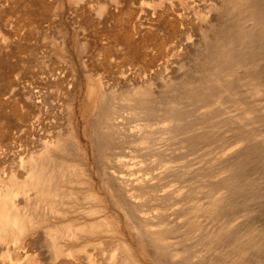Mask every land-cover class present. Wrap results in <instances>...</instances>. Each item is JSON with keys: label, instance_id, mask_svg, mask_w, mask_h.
Wrapping results in <instances>:
<instances>
[{"label": "rangeland", "instance_id": "1", "mask_svg": "<svg viewBox=\"0 0 264 264\" xmlns=\"http://www.w3.org/2000/svg\"><path fill=\"white\" fill-rule=\"evenodd\" d=\"M225 1L221 0V2H219V0H210L209 2V0H0V196H2L3 194L2 197L4 198V196H7L8 194L6 198L9 197L8 199L11 200L9 205L11 206L14 205V207H16L19 212H21V215L24 212L23 214L24 216L22 215L23 221L21 219L22 221L21 224L20 223L14 224L12 218L10 217L11 219L8 222V225L7 224L5 225L7 228H10V226H13L14 229L16 228L15 229L16 234H14L15 238L11 237L7 240L5 239L4 241L2 237L0 238V264H50L49 262L51 261H50V257H48L49 254L48 252L51 251L50 248H52L53 245L57 244L55 241L57 240L55 238L56 237L55 234L60 233L59 235H61L64 233V235H68V232L71 233L72 231L71 228L68 227L67 225L66 226L61 225L62 228H60V226L59 228L58 227L47 228L40 226L41 224L34 223L32 225L31 222L29 221L27 222V220L25 222L24 220L26 215L29 213L28 205L26 206L25 203L26 200L28 199L27 198L28 192L26 191L27 188L23 189L22 187V189H20L21 188L20 184L22 186L25 184L24 182H26L25 177L27 175L26 174L27 166L31 165L33 162L31 161L32 160L31 154H29L30 153L29 144L32 141V135L30 132L31 131L30 124L32 123L31 121L32 119L30 120V118H33L34 114H35V118L36 117L39 118V122H35V123L39 124L41 127L42 125L43 126L47 125L49 122L51 123V120L53 122H61L67 125V122L70 119V112L73 108V102L75 101V103H77V107H76L77 116L74 115V117L72 118L74 120L73 122L78 125V129H81V131L85 130L84 126L85 128L87 127V131L88 133L91 131L90 132L91 135L92 130L95 128L94 119L98 116L97 115L99 110L98 102L100 101L101 97L104 94L105 87H107L108 85H109L108 88H110V86L116 87L115 85L123 86V83L125 84V80H130V82L132 81L131 83H135V85L137 84L143 85V83L144 84L147 83L146 84L147 86L144 85V87L141 88L142 86L141 85L140 88L143 89L144 91L151 90L150 92L151 94L152 92L154 93L155 97H151V100H153L154 103H156V105L158 104L161 105V107L164 108V110H162L161 113H164L165 110L168 109L167 106L164 104L166 96L167 98L170 97L169 98L170 100L168 99L169 101H166L168 104L169 102L172 103V101L174 100L173 96L178 99V97L181 95L184 101L188 100L184 98L188 94L187 89L185 88L186 89L185 90L184 87H186V85L188 86V83L190 81H191L190 84L192 83L191 84L192 86H197L198 84H196V82L200 80L201 77L200 75L202 74L205 75L204 80L207 79L211 80L210 77L212 78V75L210 72L213 71L214 69L213 70L210 69L214 68V63L218 56V54L214 52V48L219 44H226V43L228 44L230 41H234L233 38H235L234 41L235 43L233 44L235 45V48L238 47L240 51H243V54H247V55L251 54L252 56L254 55L255 57L253 56V58H249L250 55L246 56L242 61H245L246 64L250 67L245 66L246 65L245 62L243 64L242 61L240 60L233 61V59L231 58L232 50L227 47L228 51H230L227 52L228 53L227 57L228 58L230 57L231 58L230 60H232V61L229 60L231 63L229 61L228 62L230 65H232L231 68L233 67L234 69L232 68L231 70L232 71L231 76H230V72L227 73L228 71L227 68H225L227 71L224 68H222L221 71L223 73L225 71V73L229 74L230 78H233V80L236 82H240L239 84L241 85L235 82L234 84L236 86L235 87L236 90L235 92L233 90V92H231L230 95L229 94L226 95L227 94L226 92H221L219 93L220 95L219 94L216 95L218 97L213 96L214 99L217 98L215 99L216 101L214 100L213 104H210L213 106L207 107V108H211L209 110L214 109L213 111L217 109L219 110V112H222V110L223 111L227 110V111L223 112V114L221 113L222 115L218 113V111L216 114L212 112L216 117L213 114L212 116L210 114L211 118L209 119V122H212L211 124L212 127L210 124H207V122L205 124L203 122L204 124L203 125L201 123V120H198L200 121L198 125V122L196 121L198 118L197 119L195 118L199 117L198 116L199 114L194 113L192 110L193 117L196 121L195 122L193 117L191 116L192 112L190 111V105H192L191 109L193 108L194 111L197 110V112H199L198 109L196 108L197 105L188 103L189 107L184 104L185 105L184 109H188V113L185 110H182L183 112H180L181 115L183 114L181 117L182 119L177 120L178 124L179 121L180 124L182 122L181 124L182 129L184 127L186 129L185 125L187 121L185 122L184 120H188L189 117L187 118V115L185 114L187 113L189 116H191L190 119L188 120V123H191L193 125L191 124L189 125L190 127L189 128L190 131H188L189 133L187 132V129L182 130L181 127L179 128L177 127L178 131L180 132L181 130L182 132L185 131L184 133L186 136L189 135L191 136V133L193 134V132L197 130L198 131L196 133L199 134V136L203 134L204 131L206 134L207 133L206 129H208L207 125L211 127L209 129V133H207L206 135L204 134L206 138L204 137V135L200 136L203 139L202 141L201 139H198L200 137H198L196 133H194L193 136L194 137L196 136L198 138L193 139L194 141L192 139L186 141L185 135L183 139L182 137H178V136H183L182 133L175 134L178 135L175 136L177 137L176 140L178 139L177 141L180 142V140L182 139L180 142L181 145L179 143L178 145L180 146H176V147L178 148L180 147V149L183 152H185L184 150L189 152L190 153L189 156L195 155V157H197L198 154H200L202 150L205 151L206 148L209 151L210 150L213 151L210 152L213 153L214 156L216 155L219 156L220 154L226 152H231V153L233 152L234 153L233 157L236 158V159L231 158L230 161H228L229 164L224 162L223 163L218 162L215 166H213V168L209 167L211 168L210 170H212L214 174H216L217 176L212 174L213 172L209 171V169L207 168V170L204 169L203 172L201 171L199 175H196L197 177L195 175L191 177L190 182L191 183L193 182L192 184H194V182L196 183L194 184L196 186V189L197 187H199L197 191L194 192L195 194H193L194 198L198 201L192 199V202H190V200L188 202L189 204L191 203V205L199 207L198 209L199 214H197V211L194 212L193 209L192 210L193 212H191V214L194 215V219H196L197 222L194 221L193 219L194 224L191 223L189 225L188 223L187 225L188 228L186 227L181 230L184 233L179 232L180 234L178 235L183 234V236L181 237L183 238L182 241L185 242V240L187 239L186 242L188 243L185 244L186 242L185 243L182 242L184 249L183 246H180L179 248L180 251L178 253L183 252L184 254H180V255L185 258L188 257L187 255L193 252L189 256L190 258H187V260H190L192 256L195 254L194 248L197 246L196 248L200 250V247L202 245L204 254L206 253V251L207 253L206 255H203L202 250L198 251L196 249L195 252L197 251L198 253L201 252V255L204 260L196 264H200V263L201 264H264V148H263L264 137H263V143L262 142H261L262 144L259 143L260 146L258 144H255L256 142H254V145L253 143H251L252 145L249 143V145L246 146L247 145L246 143L249 139H252L251 141H254L257 137L259 136L262 137V135L264 136V126H263L264 124V92H263L264 91V84H263L264 40L262 39L263 30L261 29L262 27L260 25L256 24L255 26L254 24H252V22H254L253 21L254 16L252 15L250 8L251 5L258 4L259 7L264 9V0H245V1L242 0L243 1V3L241 2L242 4L239 3L237 4V0H229V2L227 0ZM211 2L214 3L212 4ZM222 4H224L225 7H223L224 5L222 6ZM204 6H206V8ZM216 8L217 11L214 12ZM177 13H181L182 15V23H176V21L174 22L172 16L174 15L176 16ZM206 13L210 14V18H209L210 23L206 25L201 24L202 27L198 28L200 26L201 15ZM171 24L173 25V27ZM210 25L211 27L209 28ZM198 29L201 31V33L205 31L208 32V37H206L208 41L206 39H205L206 41H204L203 39L201 40L199 39L202 37L197 35L200 33ZM213 32L215 33L216 37L213 34ZM244 32L245 34H243ZM241 33L245 35V37L242 38L243 40L239 39ZM184 37H187L189 39L192 38L191 40L195 42L196 45L193 44L186 47L183 46L179 47V44H181V39ZM193 39L198 41H195ZM212 41L215 42L216 45L215 47ZM205 43L207 45L209 44V46H207ZM210 43L212 45H210ZM246 58H248L249 60H247ZM164 61L165 64L168 61L167 65L169 64L170 65L164 66ZM235 63L237 66L235 65ZM238 64L241 66V68L240 66H238ZM227 65L228 64L226 63V66ZM246 67H248L249 69ZM245 68L247 69V71L245 70ZM202 71L203 73H201ZM205 73L206 74L208 73L207 74L208 77H206L207 75ZM156 80L157 81L171 80L170 82H172L171 87L173 88V90L169 86L167 91H165L166 93L162 92L161 94V92L158 93L155 92V87L153 86L157 82ZM254 80H256V82ZM185 81L187 82V84ZM249 81H251L250 83L252 82L255 83H253L252 85L249 83ZM194 82L196 85L193 84ZM151 83H154V85ZM254 84L258 88H256ZM237 86L239 87L241 86V87L239 88ZM249 86H251V88H249ZM145 87H147L148 89ZM245 87L247 89V92L245 90ZM182 88L183 90H181ZM39 89L41 91H39ZM189 89L190 87L188 88V92ZM250 89H253V91ZM34 90L36 92L39 91L38 93L41 92L39 96H37V93ZM184 90L185 92H183ZM91 91L92 93H94L95 96L94 95L92 96ZM168 91L170 92V94ZM33 92L35 93V95ZM42 93L44 95L46 94V98L44 97V95L42 97ZM130 93L131 92L128 93V97ZM184 93L186 94L185 96ZM105 95L108 97V93ZM237 95L240 96L238 97ZM187 96H188L187 98H190L191 95L189 96L188 94ZM248 96L249 97L252 96V97L249 98ZM123 97L125 98L127 97L126 92L125 95H123ZM221 97H224L225 99ZM252 98L256 100H253ZM34 99L35 101H32ZM233 99H237V100L235 101ZM245 99H247L248 101ZM62 100L65 102L64 105L62 103L63 102ZM52 101L54 104H57V107L55 109L58 112L55 109L51 108ZM218 101L221 105L218 103ZM243 101L244 102L247 101V103L246 102L244 103ZM35 102L37 103L35 104ZM215 103H218L221 108L215 107L216 108L215 109L214 108ZM47 104L50 105L47 106ZM60 104H62V107H59ZM230 104L231 105L235 104V105L230 107L229 106ZM194 105L196 107H193ZM82 106L86 109L85 115L86 117L88 116L87 117L89 121L88 123H86V121L84 120L81 114ZM226 107L229 108L227 109ZM33 108L35 109V111L33 110ZM234 108H236L237 111H234L233 114L232 111L236 110ZM50 109H52L53 112ZM61 109L62 112L60 113ZM238 109L239 110L242 109V111L243 110L246 111L241 112ZM87 111H89L90 114ZM189 111L191 113H189ZM228 111L232 112V114L229 115ZM236 112L237 114H235ZM66 113H68V115ZM226 113L228 114L226 115ZM228 115L230 118H227ZM160 116L163 118V119L161 118L162 121L167 117L165 114L164 115L159 114L157 117L160 118ZM231 117L232 119H234V121L231 119ZM247 117L251 121H249ZM254 117L255 119H253ZM260 118L263 119V121H261ZM154 119H156V117ZM222 119L225 120L224 121L225 123L228 122L226 123V126H224L225 124L223 122L222 123L218 122L219 124H216L217 120L223 121ZM47 120L50 121L48 122ZM252 120L255 121L258 120V121L254 122ZM29 121H31V123ZM235 121L237 122V124ZM241 121L244 122L249 121L250 125L248 123L247 124H243V122L240 123ZM183 123H185V125ZM213 123L216 124L217 126L214 125ZM229 123H231V127L232 124L233 126L235 124L238 126L240 125V127L243 125L244 126L241 128L238 127L237 129L236 128L237 126L235 125L236 127L235 126L232 127L233 130H229V128L226 129L227 124L228 127H230ZM90 124L92 125L93 129H91ZM194 124L195 127H192V129L194 130L193 131L191 129V126H194ZM201 124L204 126V128H201L200 130L199 126H201ZM220 124L222 125V128H220L221 127L219 126ZM205 125H206V129H205ZM40 126L39 129L41 128ZM218 126L220 129L217 128ZM251 126L252 128L250 129ZM196 127H199V129L197 130L194 129ZM244 127L245 128L247 127L248 129V130L246 129L247 131L245 132H244L245 130ZM260 127L263 128L260 129ZM212 128H214L213 130L215 131L210 132ZM222 129L226 131L224 132V130ZM227 130L229 132H227ZM238 130H240L239 132H241V134L244 137L243 136L241 137V134L239 132H236ZM178 131L176 133H179ZM231 131L236 132L234 133L235 135H233ZM261 131L262 133H260ZM212 132L214 135L212 134ZM216 132L219 133L215 134ZM246 132L247 133L250 132V134L252 133V135H250L249 133L247 135L248 137L250 136V138H248L246 134H244ZM186 133L189 135H187ZM226 133H228L229 135ZM211 134L213 135V137ZM238 137L241 139L237 140ZM244 138H246L247 141H245ZM88 139L89 138L84 137L82 138L83 141L80 140L79 144L76 145L77 153L80 152L78 154H81L79 156L82 159L79 160V162L81 161L82 163H84L83 154L85 155V148L87 147L89 142ZM197 139L202 142L201 143L200 141H198L199 143L202 144V146L205 143L206 147L204 146L205 147L204 148L201 146V148H199L200 147L198 146L199 143L196 142ZM206 139L209 140L207 141ZM190 140L193 141L194 144L195 142L197 143L195 147L192 146V142L190 144ZM240 141H245V142H240ZM182 143L185 144V146L188 144L189 147L188 145L186 146L188 148L184 147ZM126 145L129 144L126 143ZM222 145L223 146L228 145L227 146L228 148L227 147L223 148ZM240 145H242V147ZM213 146L214 147L218 146V147H215L216 149H214ZM210 147L213 149H210ZM180 149L178 150L180 151ZM222 149H226V150H222ZM260 149L261 150L263 149V151H261ZM218 150H220V152ZM211 153H209L210 154L209 157L213 156ZM127 154H128V158L129 159L131 158L130 159L131 164L133 163L132 162L133 160L136 161L139 157V156L137 157V155L134 156V154H132L133 156L131 157L129 153ZM124 155L127 156L126 154ZM125 156L124 158H127ZM147 157L148 156H146V158L145 156L144 157L142 156V158H144L143 162L144 160L145 162H150V161L154 162V160L157 159V157L154 158V156L153 158L151 156H149L151 158L149 157L147 158ZM198 157L199 160L203 161L202 159L207 158L208 156H204L203 158V156L201 157L199 155ZM142 158L138 160L142 161ZM146 159H148V161H146ZM157 161L155 162L159 164L158 166H156V168L158 169L160 166H163L162 165L163 163L161 164V162L164 160L159 158V160ZM91 164H93V160ZM215 167L216 168L220 167L221 169L217 168L215 170ZM232 168L236 170H234L231 179H226V180L224 179L223 181L220 175L227 173L229 171L228 169H232ZM159 170L161 171L162 168L160 167V169H158L157 171ZM217 170H219L220 172L219 171L217 172ZM83 173L87 177L86 175L87 172L84 171ZM205 173L212 174L210 175L212 179L208 176V174H206L207 175L206 176ZM85 176L83 175L82 177ZM214 176L216 180H213ZM235 176H237V178ZM207 177L210 180H213V183ZM206 179L208 180V182ZM179 180L180 179L174 181V183L171 182V184L179 185L180 183L178 182ZM220 180H222V182H220ZM161 183H162L161 185L164 186L167 182H165L164 179ZM183 183H184L183 185L186 184V182ZM199 183L200 186L197 185ZM210 183L213 185H210ZM226 183H230V184L234 183L236 185V186L234 185V188L236 187L235 190L232 192L225 193V191H223L224 190L223 187ZM206 184L208 187L207 186L205 187ZM217 184H220L219 185L220 187H218ZM183 185L181 184V186ZM214 186L215 187L217 186L218 189L212 191V189L215 188ZM221 186L223 187L221 188ZM7 190H12V192L11 191L9 193L5 192ZM19 190L22 191L18 192ZM198 191L200 192L201 195L200 194L199 195L202 198L198 197V193H199ZM203 191L204 192L206 191V193H204ZM220 191L222 193H220ZM22 192H24L25 196L23 195ZM9 194L12 196L14 195L15 200H12L13 197L11 196L10 198ZM196 196L198 198H196ZM2 197L0 201L1 200L3 201ZM205 197H207V199ZM111 200L112 199L109 197L108 198L109 213L107 212L108 213L107 227H111V229L108 228L109 231L108 234H110L111 236H108L109 237L108 239L105 236L102 237L101 239L99 238L96 239L97 243L96 242L95 243L99 248L98 249L95 248V251L96 250H99L101 252L106 251L105 257L108 256L110 257V255L113 254L115 250H116L115 254L120 258H125L127 257L126 255L131 254V256L130 255L128 256H130L132 260H135V262H137L138 264H164V263L169 264L167 263L168 261L166 259L165 260L167 262L166 261L163 262V260L160 261L158 259V256L160 255L162 256L163 253V250L161 248H158V250L161 249L162 253L161 250H159L160 253H157L158 250H156V248L152 249L151 247H147V245L143 246L145 245L143 243L139 244V242H141L139 235L135 233V231L131 227L128 226V223L125 221L126 219L124 215L123 214H122L123 216L120 215L121 212H119V209L116 208V205ZM109 201H111L113 204ZM205 201L206 202L208 201L209 203H206ZM194 202L196 205L194 204ZM23 203H25L24 204L25 207L23 206ZM20 204L23 207H21ZM110 204L111 206H109ZM42 205L43 204L41 205L39 204L38 206L41 207ZM18 206H20L21 209L20 207L18 208ZM40 207H39L40 210L44 209L43 211H45V208H43V206L42 208ZM26 208L27 210H25ZM0 215H1V210H0ZM187 215H189V213ZM187 215H185V217ZM27 225L29 226V228L23 233ZM22 226L25 227L23 228L24 229L23 231L21 230V228H19ZM13 227H11L12 232L14 230L12 229ZM100 229L101 227L99 228V231L104 230V229L101 230ZM53 230L54 233H52ZM111 231L116 233V235L113 234L114 236H112ZM193 231H195L196 234ZM191 233H194V235H191ZM174 234L175 233H171V235L169 236L171 237L176 236V234L175 235ZM197 234L200 236L199 238L197 237L198 236ZM17 235H22V236H18L16 238ZM135 235L137 238H135ZM187 235L188 238L186 237ZM192 238H194L195 240H191ZM204 238H206L205 239L206 243L203 240ZM104 239L107 240L105 241ZM61 240L60 239L57 240L59 241L58 243L60 246L63 245V243H69L65 241L61 242ZM200 240L203 243L201 242L199 243ZM114 243H116V245L118 246H115ZM194 245L195 247L193 248L192 246ZM72 246L73 244L67 245V247H72ZM190 246L193 248V251H191L192 249ZM113 247L115 249H113ZM205 248L207 250L204 251ZM103 254L104 253H102V255ZM164 256L165 255L163 254V257ZM100 260L101 261H99L98 259L95 264H104L102 262V259ZM77 261L79 260L75 259L73 261L71 260L70 262H74L73 264H76ZM58 262H60V259L58 260ZM58 262L56 264H59Z\"/></svg>", "mask_w": 264, "mask_h": 264}, {"label": "bare ground", "instance_id": "2", "mask_svg": "<svg viewBox=\"0 0 264 264\" xmlns=\"http://www.w3.org/2000/svg\"><path fill=\"white\" fill-rule=\"evenodd\" d=\"M227 1L229 2V0H227ZM205 2H207V1H205ZM209 2H210V0H209ZM219 2H221V0H219ZM225 2H223V3H225ZM241 2L243 3L242 0H237V4L238 3L242 4ZM198 3H199V1H198ZM234 3H236V2H234ZM223 5L224 4H222V6ZM204 7L206 8V6H204ZM223 7H225V5ZM250 8H251V13L254 16V18H253L254 22H252V24H254L255 26H256V24H258V25H260L262 27L261 28L263 30V38L262 39L264 40V20H263V18H264V9L259 7L258 4L257 5L253 4V5L250 6ZM239 9H241V8H239ZM215 11H217V8L214 10V12ZM207 13L201 15L200 26L198 28L202 27L201 24L206 25V24L210 23V20H209L210 14H207ZM172 17L174 19V22L176 21V23H182V15H181V13H177L176 16L174 15ZM172 27H173V25H172ZM210 27H211V25L209 26V28ZM261 29H259V30H261ZM199 32L200 33L197 34V35L201 36L202 38H199V37L198 38L200 40L203 39L204 41H206L207 40L206 37H208V32L205 31V32L201 33L200 30H199ZM209 32H211V31H209ZM209 34H211V33H209ZM213 34L215 35L214 32H213ZM243 34H245V32ZM243 34L241 33V36H239V39H242V38L245 37V35H243ZM210 36H212V35H210ZM215 37H216V35H215ZM191 39H189L187 37L182 38L181 39V44H179V47H182V46L186 47V46L193 45V44L196 45L195 42H193ZM233 39L235 41V38H233ZM239 39H238V41H239ZM193 40H195V39H193ZM221 40H223V39H221ZM195 41H198V40H195ZM234 41H230L229 42L230 44L228 43L229 45L226 43V44H219L218 46H216L215 42L212 41L213 44H214V47L216 46L215 48L213 47L214 48V52L217 53L218 56H217V59H216V61L214 63V68L210 69V70L214 69L213 71L210 72L211 75H212V78L210 77L211 80H209V79L204 80L205 79V75L202 74V75H200L201 76L200 80H199L200 83H199V81H197L198 82L197 83L196 79H195L196 84H198L197 86H192L191 85L192 83L190 84V82H191L190 81L188 83V86L190 87L189 92H188V88L189 87L187 85H186V87H184V89L185 88L187 89V93L189 94V96L191 95L190 96L191 99L187 98L188 94L186 95L184 93V96L186 95V97H184V98H186L188 100L184 101V99H182V96L178 95L179 96L178 99L173 96L175 101L173 100L174 102L172 101V103L169 102V104H168L166 101H169L170 97L167 98V96H166L167 100L165 98V103L164 104L167 106L168 109H166L164 113H161V111L164 110V108H162L161 105H159V104L156 105V103H154V101L151 100V97H155L154 93L152 92V94H151L150 93L151 90L150 91H147V90L144 91L143 89H141V88L144 87V85L147 86L146 85L147 83H145V84L143 83V85L142 84L135 85V83H131L132 81L130 82V80H125V84L123 83V86L115 85L116 87H111L110 86V88H108V86H109L108 85L107 87H105L104 94L101 97L100 101L98 102L99 103V105H98L99 106L98 114L96 112V114L98 116L94 119L95 120L94 121L95 128L93 129L92 125L90 124L91 125V129H93L91 135H90L91 131L88 133L87 127L85 128V126H84L85 130L81 131V129H78V125L73 122L74 120L72 118L74 117V115L77 116V110H76L77 103H75V101L73 102V108H72V110L70 112V119H69L68 122L65 121V122H67V125H65V124H63L61 122H53L52 120H51V123H50L49 122L50 120H47L49 123L46 122L48 124L44 125V126L42 125V127H41L39 124L35 123V122H39V118H37V117L35 118V114H34L33 118H30V120L32 119L31 120L32 123H31V121H29L31 123L30 124L31 125L30 126L31 127V131H30V129H29V131L31 132V135H32V141L29 144V152H30L29 154H31V159H32L31 161H33V162H32L31 165L27 166V169H26L27 170V173H26L27 175H26V177L23 176L26 179L25 180L26 182H24L25 183L24 184L25 187H24V185L22 186L20 184V186H21L20 189H22V187H23V189L27 188L26 191L28 192L27 193L28 197L26 196L28 198V199L26 198L28 201L26 200L25 203H26V206L28 205V212L29 213L26 215L24 220H25V222H26V220H27V222L28 221L31 222L32 225L34 223L35 224H41L40 226L47 227V228H56V227L59 228V226H60V228H62L61 225H63V226L67 225L72 230L71 233L68 232V235H64V233L61 234V235H59L60 233L55 234L56 235L55 238L57 240L58 239H60V240L63 239V240H61V242L65 241V242H69V243H63V245L60 246L59 243H58L59 241L55 240L57 244L54 243L55 245H53V247L50 248L51 251L48 252L49 254L47 253L48 257H50V261H51V262H49L50 264H56L59 259H60V262H58L59 264H73L74 262H70V261L71 260L73 261L75 259H78L80 261V264H95L98 259H99V261H101L100 259H102V262L104 264H138L137 262H135V260H132V258L130 257L131 254H128L130 256L126 255L127 257H125V258H120L119 256H117L115 254V251H116L115 250L114 253L112 252L113 254H111V255L109 254L110 257L107 255L109 257L108 258V257H105V252L106 251L105 252L104 251L101 252L99 250L95 251V248H97V249L99 248V247H97L96 239H98V238L101 239L104 236L107 237V239H108L109 238L108 236H111L110 234H108V232H109L108 228L111 229V227H107V225H108V216L107 215L109 213L108 212V209H109L108 208V198L109 197L112 199L111 201L116 205V208L119 209V212H121V214L120 213L119 214L121 216L124 215V217L126 219L125 221L128 223V226L131 227L135 231V233H137L139 235V238L141 239V242H139V244L143 243V244H145L143 246L147 245V247H151L152 249L156 248V250H158V248H161L163 250V253H162V250L159 249V250H161V253H162V256L160 254H158V255H160V256H158V259L160 261L163 260V262H164V261L167 260L168 262L167 261L166 262L169 263V264H187V263L188 264L189 263L190 264L191 263L192 264H196V263H199L201 261H204L202 255H201V252L198 253V251H200V250H202V252H203L202 245L200 247V250L196 248L197 246L196 247H195V245L192 246L193 248L195 247L194 248L195 251H196V249L198 250L197 252L194 251L195 254L192 256V258L194 257L193 259L191 258L190 260H187V258H190L189 256L193 252L191 254L187 255L188 257H185L186 259L183 256L180 255V254H184L183 252L182 253L181 252L178 253L180 251L179 250L180 246H183V243H185L186 240H187L186 239L185 242L182 241L183 238H181V237L183 236V234H181V235H178V234L183 232V231H181L183 228H186V227L188 228V226H187L188 223L190 225L191 223L196 221V219H194V215L191 214V212H193V211L196 212L197 211V214H199L198 213L199 207L191 205V203L189 204V202H188L189 200H190V202H192V199H195L193 194H195L194 192L197 191V189L199 188V187H197V189H196V186L194 185V184H196L195 182H194V184H192L193 182L192 183L190 182L191 181V177L194 176V175L195 176L199 175L201 173V171L203 172V170L204 169L207 170V168L209 169V171L213 172L212 170H210L211 168H209V167L213 168V166H215L218 162H222V163L224 162V163L229 164L228 161H230L231 158H235V157H233V155H234L233 152L232 153L231 152H226V153L220 154L219 156H217V155L214 156V154L211 153L213 151L210 150L211 151L210 152L209 150H207L205 148L206 147L205 143H204L203 146L201 144L202 143L201 141L203 139L200 136L204 135L205 131H204V133L201 132L203 134H201L200 136H199V134L196 133L198 131L197 129H199V127H200V130H201V128H204L203 125L206 122H207V124H210V125L212 124V122H209V119L211 118L213 113L216 114L217 111H218V113H220V114L222 113L223 114V112L227 111V110L226 111L222 110V112H219V110L217 109V110H215L216 111L215 112V111H213L214 109L213 110H209L211 108H207V107L213 106V105H210V104H213V101L215 99H217V98L214 99L213 96H216V95H218L221 92H226L227 93L226 95H228V94L230 95L231 92H233V90H234V92L236 90L235 89L236 86L234 84L236 81H234L233 78H230V76L232 74L231 70L233 68V67L231 68L232 65L229 64V62L232 61L230 59L232 58L233 61L234 60L242 61L248 55H250L249 58H253V56H254V55L252 56L251 54H248V55L247 54H243V51H240V49H238V47L235 48V45H233L235 43ZM216 42H218V41H216ZM210 45H212V44L210 43ZM207 46H209V44ZM227 47L232 50L231 58L227 57V55H228L227 52H230V51H228ZM170 50H169V52H170ZM246 59L249 60L248 58H246ZM167 62L165 64V61H164V66L165 65L166 66L170 65V64L167 65ZM244 62L245 61H242L243 64H244ZM248 62H251V61H248ZM226 63L228 64L227 66H226ZM173 64H175V63H173ZM245 64H246V62H245ZM235 65H236V63H235ZM158 66H160V65H158ZM238 66H240V65L238 64ZM245 66H248V65L246 64ZM248 67H250V66H248ZM248 67H246V68H248ZM173 68H172V70H173ZM222 68H224V69L227 68L228 71L226 69L225 70L227 71V73L230 72V76H229V74L225 73V71L223 73L221 71ZM240 68H241V66H240ZM246 68H245V70L247 71ZM201 73H203V71ZM222 75H224V76H222ZM206 77H208V75ZM170 81L169 80H159V81H157L155 83V85H154V83H151V84L154 85L153 87H155V92H157V93L161 92V94H162V92L164 93L165 91H167L169 86L171 87V83L172 82H170ZM174 81H176V80H174ZM238 81H240V80H238ZM246 81H248V80H246ZM251 81H253V80H251ZM251 81H249V83ZM254 81L256 82V80H254ZM103 82H105V81H103ZM195 82L193 83L194 85H196ZM255 82H252L250 84L253 85V83H255ZM236 83L239 84L240 82H236ZM186 84H187V82H186ZM263 84H264V82H263ZM173 85H174V83H173ZM239 85H241V84H239ZM140 86H141V88H140ZM254 86H255V84H254ZM39 87H41V86H39ZM237 87H239V86H237ZM145 88H147V87H145ZM249 88H251V86H249ZM256 88H258V87H256ZM171 89L173 90L172 87H171ZM181 90H183V88ZM185 90L183 92H185ZM245 90L247 92L246 87H245ZM250 90L253 91V89H250ZM39 91H41V90L39 89ZM39 91H37V92L35 91L37 93V96H39V94L41 93V92L38 93ZM44 91H46V90H44ZM125 92H126V96H127L126 98L123 97V95H125ZM129 92H131V93L129 94V97H128V93ZM170 92H171V90H170ZM170 92H169V94H170ZM91 93H92V91H91ZM91 93H90V96H91ZM95 93H96V91H95ZM107 93H108V97L105 95ZM248 93H250V92H248ZM34 95H35V93H34ZM43 95L44 94L42 93V97H43ZM93 95H94V93H92V96ZM40 97H41V95H40ZM44 97L46 98V94L44 95ZM216 97H218V96H216ZM241 97H242V95H241ZM251 97L252 96H250L249 98H251ZM35 98H36V96H35ZM221 98H224V97H221ZM234 98H235V96H234ZM42 99H44V98H42ZM242 99H244V98H242ZM55 100H53V101H55ZM91 100H88V101H91ZM233 100L236 101L237 99H233ZM245 100H247V99H245ZM253 100H256V99H253ZM257 100H258V97H257ZM32 101H35V99L32 100ZM53 101L51 102V106L52 107L51 106L50 107L55 109L57 107V104H54ZM247 101H245V102L247 103ZM36 103L37 102H35V104ZM62 103L64 105L65 102L63 101ZM188 103H192V104H196L197 105V107L195 105L193 107H196L199 112H197V110H195L196 111L195 112L193 108L191 109L192 105H190V111L192 112V110H193L194 113H198L199 114L198 116L200 118L199 117L195 118V119L198 118L196 120L198 122V125L200 123V121H198V120H201L202 124L204 122L203 125L201 124V126L194 128L197 131L193 132V134L191 133V136L189 134H187V133L186 134L189 135V136H186L185 133H184L185 131L182 132V130H186V129H187V132L190 131L189 125L191 123H188V120L190 119L191 116L193 117V112H192L191 116H189L187 114L188 113V109H184L185 105L188 106ZM218 103H219V101H218ZM218 103H215L214 108L215 107L221 108L220 107L221 104L219 103L220 104L219 105ZM216 104H217V106H216ZM49 105L47 104V106H49ZM218 105H219V107H218ZM233 105H235V104H233ZM233 105L230 104L229 106L232 107ZM244 106H246V105H244ZM258 106H259V104H258ZM261 106H263V105H261ZM59 107H62V104H60ZM226 108L228 109L229 107H226ZM65 109H67V108H65ZM231 109H233V108H231ZM234 109H236V108H234ZM242 109L241 110L238 109V110L241 111V112L246 111V110L242 111ZM244 109H245V107H244ZM33 110L35 111L34 108H33ZM50 110L53 112L52 109H50ZM182 110H185L187 112L186 113L184 111L186 113L185 115H187V118L189 117L188 120H184L185 122L187 121L186 125H185V123H183L186 126V129H185V127L182 129V125H181L182 122H181V124H180V121H179V124L177 122L178 119H182L181 117H182L183 114L181 115V113H180V112H183ZM190 111H189V113H191ZM234 111H237V109L232 111L233 114H234ZM61 112H62V109L60 110V113ZM85 112H86V109L82 106L81 114H82L84 120L86 121V123H88L89 122L88 118H87L88 116L86 117V115H85L86 113ZM87 112H89V111H87ZM232 112H229V115H231ZM66 114L68 115V113H66ZM89 114H90V112H89ZM159 114H163V115L165 114L167 116V117L164 116V117H166V119H164L162 121L161 120V118H162L161 116H160V118L157 117ZM210 114H211V116H210ZM227 114L228 113H226V115ZM235 114H237V112ZM229 115L227 116V118H230ZM232 116H234V115H232ZM65 117H66V115H65ZM155 117H156V119H154ZM223 117H225V116H223ZM252 117H253V115H252ZM157 118H158V120H157ZM193 119H194V117H193ZM195 119H194V121H195ZM217 119H218V117H217ZM231 119H232V117H231ZM253 119H255V117ZM225 120H223V121L217 120L216 124H219V123L223 122L225 124L224 126H226V123H228V122L225 123L224 122ZM232 120L234 121V119H232ZM239 120H240V118H239ZM248 120H249V118H248ZM45 121H46V119H45ZM249 121H251V120H249ZM249 121H247V122L241 121L240 123L243 122V124H247V123L249 124ZM252 121L257 122L258 120L257 121L252 120ZM261 121H263V119H261ZM95 123H96V125H95ZM35 124H37V125H35ZM216 124H214V125H216ZM229 124H230V127H228V124H227L226 129L229 128V130H233L232 127H234L237 124V122H236V124L234 126L232 124V127H231V123H229ZM191 125H193V124H191ZM206 125H205V129H206ZM39 126L41 127L40 129H39ZM219 126H221L220 128H222L221 124ZM219 126L217 128H219ZM236 126L235 127L237 129H238V127H240V125L239 126L236 125ZM243 126H241V127H243ZM256 126H255V128H256ZM263 126H264V124H263ZM89 127H88V129H89ZM177 127L178 128L181 127V129H182V130L180 129L181 132L178 131ZM192 127H195V124H194V126H191V129H192ZM207 127H208V129H206V130H207V133H209V129L212 127V125H211V127L207 125ZM251 128H252V126L250 127V129ZM261 128H263V127H260V129ZM213 129L214 128H212V130H210V132L211 131H215ZM244 129H245L244 132L248 130L247 127L246 128L244 127ZM200 130H199V132H200ZM222 130H224V129H222ZM234 130H235V128H234ZM240 130H238L236 132H239ZM177 131L179 133H176ZM225 131L226 130H224V132ZM242 131H243V129H242ZM227 132H229V131L227 130ZM236 132L231 131V133H233V135H235L234 133H236ZM181 133H182L183 136L175 135V134H181ZM194 133H196L198 135V137H200V138H198L196 136L194 137L193 136ZM218 133L216 132L215 134H218ZM239 133L241 134V132H239ZM248 133L250 134V132H248ZM248 133L246 132L244 134H246V136H247ZM260 133H262V131ZM212 134H213V132H212ZM226 134H228V133H226ZM205 135H204V137L206 138ZM211 135H210V137H211ZM213 135H212V137H213ZM220 135H221V133H220ZM223 135H225V134H223ZM250 135H252V133ZM175 136L182 137V139L185 137L186 141H188L189 139L193 140L195 138L201 139V141L197 139L196 142L200 141L201 143L198 142L199 143L198 146H200L199 148H201V146L202 147L205 146L204 147L205 151L202 150L201 153L198 154V156L199 155L201 157L203 156V158H204V156H208V157L204 158V159L201 158L203 160V161H201V160L198 159L199 158L198 156L197 157H195V155H191L193 157L189 156L190 155L189 152H187L186 150H184L185 152H183L180 149V147L179 148L176 147V146H180L181 145L180 142H181L182 139L181 140L179 139L180 140V142H179V141H177L178 139L176 140L177 137H175ZM242 136L243 135L241 134V137ZM84 137L85 138H89L88 139L89 142H88L87 147L85 148V155L83 154L84 163H82L81 161L79 162V160H82V159L79 156L81 154H78L80 152L77 153V150H76L77 146L76 145L79 144V141L82 140V138H84ZM224 137H226V136H224ZM255 137H256V135H255ZM263 137H264L263 135H262V137L259 136L254 141H251L252 139H249L247 141L246 138H244V140L247 141V143H246L247 145L246 146H248L249 143L250 144L253 143V145H254V142H256L255 144H258L260 146V144L263 143ZM234 138H235V136H234ZM248 138H250V136ZM252 138H254V137H252ZM227 139H228V137H227ZM239 139H241V138L238 137L237 140H239ZM206 140L208 141L209 139H206ZM186 141H185V144H186ZM193 141L190 140V144L192 142V146L195 147V145L197 143L195 142V144H194ZM245 141H240V142H245ZM126 143L129 144V145H126ZM179 143H180V145H178ZM183 143H182V145H184V147H186L189 144L187 142L188 144L185 146V144H183ZM189 145H188V147H189ZM162 146H164V147H162ZM227 146L228 145H225V146H223V148L224 147L226 148ZM240 146L242 147V145H240ZM188 147H186V148H188ZM215 147H218V146H215ZM215 147L213 146L214 149H216ZM213 148L210 147V149H213ZM178 149H180V151ZM191 149H189V150H191ZM222 150H226V149H222ZM247 150H248V148H247ZM257 150H259V149H257ZM192 151H194V150H192ZM192 151H191V153H192ZM196 151H197V148H196ZM196 151H195V153H196ZM218 151L220 152V150H218ZM261 151H263V149ZM127 153H129V155L131 157L133 156L132 154H134V156L137 155V157L139 156L141 158H142V156L143 157L145 156V158H146V156H148V157L151 156L152 158L154 156V158L157 157V159L154 160V162H151L150 160H149L150 162H145V160L143 162L144 158H142V161H141V160H138V159H141V158L138 157V159L136 161L133 160L132 161L133 163L131 164V162H130L131 158L130 159L128 158V154ZM209 153H211L213 156L209 157V155H210ZM124 154H126L127 156H125ZM235 154H237V153H235ZM124 156L127 157L128 159L124 158ZM151 157H149V158H151ZM134 158H136V157H134ZM159 158L164 160V161L161 162V164L163 163L162 164L163 166H160L162 168L161 171L160 170L157 171L158 169H160V167L157 169L156 166H158L159 164L155 162V161L159 160ZM92 160H93V164L94 165L91 164ZM146 161H148V159H146ZM220 165H221V163H220ZM261 167H262V165H261ZM217 168L221 169L220 167H217ZM217 168L215 167V170ZM228 170L231 171V172L228 171L227 173H225L223 175H220L223 181H224V179L225 180L226 179H231L232 174L234 173V170H236V169L232 168V169H228ZM84 171L87 172V174H86L87 177L83 173ZM218 171L219 170H217V172ZM206 174H208V173H205V175ZM212 174H214V172ZM212 174H208V176L211 179H212V177L210 175H212ZM235 174H236V172H235ZM83 175L85 177H82ZM214 175L217 176L216 174H214ZM215 176L213 177L214 178L213 180H216ZM235 177L237 178V176H235ZM164 179H165V182H167V183L163 186V185H161L162 184L161 182ZM178 179H180L178 181V182H180L179 185L178 184H176V185L175 184H171V182L174 183V181H176ZM213 180H210V181L213 183ZM218 180H217V182H218ZM222 180H220V182H222ZM193 181H195V180H193ZM183 182H186V184L183 185L184 184ZM207 182H208V180H207ZM181 184L183 186H181ZM197 185L200 186V183L197 184ZM210 185H213V184L210 183ZM219 185L220 184H217L218 187H220ZM234 185H235L234 183H231V184L230 183H226L224 185V187L221 186V188L222 187L224 188L223 191H225V193L226 192H232L236 188V187L234 188ZM206 186H207V184L205 185V187ZM217 186L216 187L214 186L215 188L212 189V191L215 190V189H218ZM211 188H210V191H211ZM17 190H18V188H17ZM10 191L12 192V190H7L5 192L9 193ZM21 191L22 190H19L18 192H21ZM199 191H200V189H199ZM22 193L24 195V192H22ZM204 193H206V191ZM220 193H222V192L220 191ZM199 194H200V192L198 193V197H201L200 196L201 194L200 195ZM2 196H3V194H2ZM2 196H0V199H1ZM7 196H8V194H7ZM7 196H4V198L2 197L3 201L2 200H1L2 202L0 201V205H1L0 206V208H1L0 209L1 210V215H0V238L2 237L3 241L5 239L7 240V239H9L11 237H14V234H16V232H15L16 228L14 229V227L10 226V225H9L10 228H7L5 225L6 224L8 225V222L10 221L11 218H12V221L14 222V224H18V223L21 224L22 221H23L22 215L24 214V212H23V214L21 215V212H19L17 210V208L14 207V205H12V206L9 205L11 200L8 199L9 197L6 198ZM9 196L11 198L12 195L9 194ZM15 196H17V195H15ZM12 197L14 198V199L12 198V200H15L14 195ZM198 197L196 196V198H198ZM212 197H213V195H212ZM23 198H25V197H23ZM205 198L207 199V197H205ZM16 200H18V199H16ZM20 201H19V203H20ZM111 201H109V202H111ZM196 201H198V200H196ZM34 202H35V204H34ZM195 202H194V204H195ZM25 203H23V206H24ZM206 203H209V202L207 201ZM228 203H229V201H228ZM16 204H17V201H16ZM39 204L40 205L43 204L42 206H43V208H45V211H43L44 209H42V210L39 209V207H40V206H38ZM20 206H21V204H20ZM20 206H18V208ZM23 206H21V207H23ZM42 206L40 208H42ZM109 206H111V204ZM205 206H202V207H205ZM21 207H20V209H21ZM114 209H115V207H114ZM25 210H27V208ZM116 211H118V210H116ZM116 213H118V212H116ZM188 213H189V215H187ZM184 214L187 215V216L185 217ZM124 217H123V219H124ZM21 219H22V221H21ZM193 219H194V221H193ZM201 222H202V220H201ZM11 227H13L12 229H14L13 232H15V233L12 232ZM37 227H39V226H37ZM100 227H101V229H104V230L103 231H99ZM102 227H104V228H102ZM19 228H21V230L23 231L24 230L23 228H25V227L22 226V227H19ZM28 228H29V226L27 225L26 229L23 231V233L26 230H28ZM32 230H33V228H32ZM112 230H113V228H112ZM57 232H58V230H57ZM61 232H63V231H61ZM193 232L196 234L197 230H196V232L195 231H193ZM17 233H18V231H17ZM52 233H54V230H53ZM171 233H175L176 236H172V237L169 236V235H171ZM194 233H191V235H194ZM19 234H20V232H19ZM21 234H22V232H21ZM113 234L116 235V233L112 232V236H114ZM197 235H195V236H197ZM200 235H202V234H200ZM18 236H22V235H17L16 238ZM31 237H33V236H31ZM186 237L188 238V235ZM197 237L199 238L200 236L198 235ZM135 238H137L136 235H135ZM194 238H192L191 240H195ZM205 239L206 238L203 239L204 242H205ZM114 241H115V239H114ZM197 242H198V240H197ZM200 242H201V240L199 241V243ZM187 243L188 242H186L185 244H187ZM194 243H196V242H194ZM201 243H203V242H201ZM69 244H73V246L72 247H67V245H69ZM110 244H111V242H110ZM114 244H115V246H118V245H116V243H114ZM188 245H190V244H188ZM192 247H191L192 250L190 249L191 251H193ZM187 248H189V247H187ZM113 249H115V248L113 247ZM147 249H149V248H147ZM183 249H184V246H183ZM159 250L157 251V253H160ZM187 250H189V249H187ZM205 250H207V249L205 248L204 251ZM102 253H104V254L102 255ZM154 253H156V252H154ZM206 253H207V251H206ZM206 253L204 254V252H203L202 254L206 255ZM163 254L165 255L164 257H163ZM134 257H135V255H134ZM51 259L53 260V262H52ZM79 261H77L78 264H79Z\"/></svg>", "mask_w": 264, "mask_h": 264}]
</instances>
